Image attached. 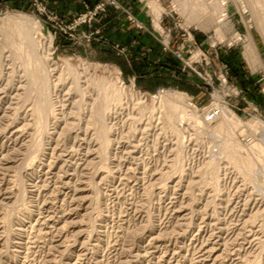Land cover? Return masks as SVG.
<instances>
[{"label":"rangeland","instance_id":"obj_1","mask_svg":"<svg viewBox=\"0 0 264 264\" xmlns=\"http://www.w3.org/2000/svg\"><path fill=\"white\" fill-rule=\"evenodd\" d=\"M27 1L0 0V264H264V153L252 150L264 137V0H138L147 21L117 0L78 24L102 0L71 21ZM109 7L161 49L123 54L100 37ZM167 44L202 62L182 70ZM178 94L202 114L223 111L212 125L197 119L188 151L171 149V131L184 135L159 108ZM230 135L255 177L222 151Z\"/></svg>","mask_w":264,"mask_h":264},{"label":"crops","instance_id":"obj_2","mask_svg":"<svg viewBox=\"0 0 264 264\" xmlns=\"http://www.w3.org/2000/svg\"><path fill=\"white\" fill-rule=\"evenodd\" d=\"M6 4H17L18 6L28 5L27 0H5ZM46 4L59 14L71 21L80 13L88 8H93L99 2L98 0H46ZM120 2L128 7L139 17L141 21H147L146 15L140 8L138 0H120ZM95 28L101 31L100 37L115 41L130 49L131 53L141 54L143 51L149 50L152 54L156 50H160L161 46L154 43L153 39L146 33H142L135 28L134 24L129 22L126 14L121 9L109 7L108 11L99 16L94 22ZM149 52V53H150ZM158 63V61H157ZM160 63H158L159 65ZM161 65H159L160 67ZM167 66V65H166ZM165 67V66H164ZM158 68V67H157ZM166 70L171 71L169 68ZM174 73V70H173ZM175 74V73H174Z\"/></svg>","mask_w":264,"mask_h":264},{"label":"bare ground","instance_id":"obj_3","mask_svg":"<svg viewBox=\"0 0 264 264\" xmlns=\"http://www.w3.org/2000/svg\"><path fill=\"white\" fill-rule=\"evenodd\" d=\"M10 18H12V17H10ZM20 18V20L24 23V21H28V19L27 18H23V17H19ZM19 18H17V19H19ZM13 19H16V18H14L13 17ZM12 19V20H13ZM16 19V20H17ZM19 20V21H20ZM32 20V19H31ZM31 20H29V21H31ZM20 21V22H21ZM11 22V21H10ZM16 22V21H15ZM18 22V21H17ZM33 22V21H32ZM4 23V22H3ZM35 23V22H34ZM37 23V22H36ZM17 24V23H16ZM38 24V23H37ZM36 24V25H37ZM34 25V24H33ZM21 28H22V26H21ZM20 28V29H21ZM28 29V28H27ZM26 29V30H27ZM26 30H24V32L26 31ZM28 31V30H27ZM20 32V31H19ZM21 33H23V32H21ZM20 33V34H21ZM26 34H24L25 35V39H27V41H28V44L29 43H31V41H32V36H31V34H29V33H31V32H25ZM20 34H19V36H20ZM24 39V38H23ZM22 39V40H23ZM26 41V40H25ZM32 44H34V43H32ZM31 44V45H32ZM23 46V45H22ZM30 47V46H29ZM35 55V54H34ZM116 83H114V85H115ZM114 88H116V87H114ZM182 94V93H181ZM181 94H178V96L176 95V96H172L171 98H167V97H164V98H161L162 100H161V103H160V105H159V108H164L165 110H166V112L168 113V118H167V120L169 121L170 120V118H172V119H174L175 121H177V123L180 125V123L181 122H184L186 119H189L190 117H189V115L187 114V111H186V108H185V106H187L185 103H184V96L183 95H181ZM113 95H115L114 93H113ZM112 94H105V96H104V98H103V103H101L102 105L100 106V108L98 109V111H97V115L99 116V117H97L98 118V129H99V132L102 134V140H103V143H104V145L106 146V145H108L109 144V141H110V139H109V131H108V128H107V126H106V123L104 122V119H105V117H104V114L106 113H104V111H106L107 109H108V107L110 106V102L112 101V99H114V96H113ZM134 95V94H133ZM149 95V94H148ZM163 96V95H162ZM186 97V96H185ZM46 96L44 97V98H42L41 100V106L42 107H39V108H41V110L40 111H42L43 110V108L45 109L46 107ZM115 98H116V95H115ZM153 99V98H152ZM43 103V104H42ZM98 103V102H97ZM140 103V102H139ZM141 104H143V105H146V104H144V103H141ZM44 106V107H43ZM145 108L146 109H148V106L146 105L145 106ZM224 109V113H223V117H225V120L227 119V122H228V120H231L232 121V118H234V113L229 109V108H223ZM151 112L152 111H155V106H153L152 107V109L150 110ZM164 110L162 109V113H164L165 114V111L163 112ZM46 112V111H45ZM223 112V111H222ZM96 115V116H97ZM166 115V114H165ZM190 115H192V114H190ZM106 116V115H105ZM166 117V116H165ZM92 118V117H91ZM90 118V119H91ZM104 118V119H103ZM174 120H172L174 123H175V121ZM233 120H235V118L233 119ZM239 120V119H238ZM223 121H224V119H223ZM170 123H171V120L169 121ZM226 121H225V123H227ZM234 122V121H233ZM232 122V123H233ZM236 123H238L237 121H236ZM173 126V125H172ZM176 126L177 125H175V130H176ZM174 127V126H173ZM111 129V128H110ZM180 129V128H179ZM264 129V128H263ZM180 131V130H179ZM177 132V131H176ZM182 133V132H181ZM179 134V133H178ZM180 136H182V135H179V137ZM231 136V135H230ZM232 137L233 136H231L229 139H227L226 140V144H224V146L222 147V151H224V153L226 152L227 153V157L232 161V163L237 167V168H239V167H241V166H247L248 167V169L251 171L250 173H251V176H253V177H255V174H258V172H257V170H256V167H255V162H254V160H253V158L252 157H250V155L249 154H246L245 156H243V155H240L239 154V146H237L236 144H238V143H233V140H232ZM181 138V137H180ZM235 139V138H234ZM235 141H236V139H235ZM180 142V141H179ZM235 144V145H234ZM252 150L254 151V155L257 153L258 155H260L261 157H262V153H264V137H263V140H261L260 141V143L259 142H257V143H255L253 146H252ZM89 152V151H88ZM252 152V151H251ZM223 153V152H222ZM221 153V154H222ZM225 153V154H226ZM261 153V154H260ZM256 154V155H257ZM106 155V154H105ZM223 155V154H222ZM213 156V155H212ZM214 157V156H213ZM223 157V156H222ZM222 157H220V158H222ZM259 158V157H258ZM262 158H264V156L262 157ZM261 158V159H262ZM256 160V159H255ZM125 163V162H124ZM218 163V162H217ZM51 165V164H50ZM209 165H210V169H211V174H212V176H213V178H212V180H214L216 183H219V174H218V168L219 167H217V165H216V158H212L211 157V160L209 161ZM212 166V167H211ZM264 170V169H263ZM255 172H257V173H255ZM45 222V221H44ZM74 222V221H73ZM202 259V258H201ZM124 261V260H123Z\"/></svg>","mask_w":264,"mask_h":264},{"label":"built area","instance_id":"obj_4","mask_svg":"<svg viewBox=\"0 0 264 264\" xmlns=\"http://www.w3.org/2000/svg\"><path fill=\"white\" fill-rule=\"evenodd\" d=\"M31 1H34V0H31ZM37 1L39 2V0H35L34 2H37ZM41 1H42V3H41L42 5H46V4H44L46 0H41ZM108 5H114L116 7H120L117 0H102V2H100L97 9L93 13L87 12V14L84 15L83 17H81L79 19V21L76 22V24H78L81 20H83V22L86 21L87 18H89V21H91L93 16L97 15L100 12H104ZM43 9L45 10L46 6H44ZM42 15H44V14H42ZM166 47L169 48V51L173 52L175 54L176 58L182 62V68H183L182 70H184V71L188 70V69L189 70L190 69L195 70L194 64H196L197 62H202V53H199V51L196 54L197 56L194 55L191 58L185 59L182 52H179V51L174 52V50L169 46V44H167ZM115 48L119 49V51L121 53L126 54V48L124 46L121 47L119 45H115ZM172 71H173V69H172ZM226 83H227V81H226ZM123 84H124V81H123ZM135 86H136V84L134 82L133 83L134 89H130L135 94L132 98L135 99L136 101L141 100V103L146 104L147 95L141 91H136ZM166 93H168V92L164 91V90H160L158 94L161 97V95H164ZM233 94L235 95L237 93L235 92ZM228 95H232V92ZM186 105L188 106V110H189L188 113L192 114L191 116H189L190 117L189 119H191V120L186 119L184 122H181L179 125L180 130L182 131V133L184 135L182 141L179 140V136H177L178 134L171 131V133H170L171 136L169 139L171 141V149H178L180 146V147L187 149V151H188L189 148L191 147V145H195L196 142L198 143L197 139L195 138V134H196L195 131H196V129L201 128L202 126L197 122V119L204 120L208 125H212L222 115L221 110L216 105H212V106L208 107L203 112V114L200 113L199 112L200 110L197 107L196 102L193 100V98H190V97H189V104L187 103ZM192 116H196L197 117L196 120L192 119ZM193 139H195V140L193 141ZM179 141H180V143H179ZM195 156H196V154H194V156H193V163L195 164V161L197 164L202 163L201 153H199L197 159H195ZM175 159H176V157H173L170 160V161H172V164H174ZM188 160H189V162H191L190 158ZM189 162H188V165L190 164ZM183 164H184V161H183Z\"/></svg>","mask_w":264,"mask_h":264},{"label":"trees","instance_id":"obj_5","mask_svg":"<svg viewBox=\"0 0 264 264\" xmlns=\"http://www.w3.org/2000/svg\"><path fill=\"white\" fill-rule=\"evenodd\" d=\"M166 81V79H163V77L160 76V78H157V83H163Z\"/></svg>","mask_w":264,"mask_h":264}]
</instances>
